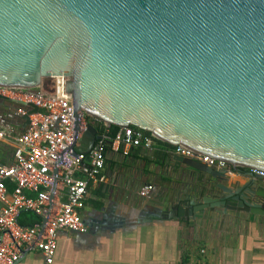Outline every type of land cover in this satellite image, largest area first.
I'll use <instances>...</instances> for the list:
<instances>
[{
    "label": "water",
    "instance_id": "95a60500",
    "mask_svg": "<svg viewBox=\"0 0 264 264\" xmlns=\"http://www.w3.org/2000/svg\"><path fill=\"white\" fill-rule=\"evenodd\" d=\"M56 75L70 78L76 124L53 171L50 205L66 154L90 155L103 138L86 116L136 126L236 171H264V0H0V86L53 93ZM29 106L21 130L47 112ZM176 158L199 180L161 200L166 217L219 208L264 216L260 175L229 187L226 169Z\"/></svg>",
    "mask_w": 264,
    "mask_h": 264
},
{
    "label": "crops",
    "instance_id": "0c3cea01",
    "mask_svg": "<svg viewBox=\"0 0 264 264\" xmlns=\"http://www.w3.org/2000/svg\"><path fill=\"white\" fill-rule=\"evenodd\" d=\"M9 107L0 101L1 110ZM158 147H133L126 155L118 141L107 145L104 169L90 184L81 211L88 231H60L53 264H183L184 256L188 264H264V216L252 220L219 208L191 219L166 217L161 200L187 194L199 179L195 169L177 160L174 149L164 156ZM16 150L14 141L1 139L0 165L12 164ZM227 175L229 187L250 179L239 171ZM145 184L154 186L150 197L140 195ZM7 187L12 201L14 184L7 181ZM65 199L60 184L50 213ZM17 264H45L44 255L28 247Z\"/></svg>",
    "mask_w": 264,
    "mask_h": 264
},
{
    "label": "built area",
    "instance_id": "2783aa9c",
    "mask_svg": "<svg viewBox=\"0 0 264 264\" xmlns=\"http://www.w3.org/2000/svg\"><path fill=\"white\" fill-rule=\"evenodd\" d=\"M69 79L67 75L54 76L53 93L40 88L0 86V96L5 104L10 105L6 110L0 109V140H12L17 146L14 162L0 165V264H17L28 247L39 248L45 264H53L59 247L60 231H88L81 211L90 184L99 180L105 166L108 144L104 137L97 141L90 155L74 157L69 152L66 154L68 161L61 166L58 183L66 199L48 217L54 168L60 156L69 150L75 140L76 116L72 95L67 91ZM31 103L47 112L31 114L30 123L21 130L17 126L24 122ZM116 141L126 155L133 147L143 146L152 150L156 145L153 135L147 136L132 126L123 127ZM174 152L218 169H226L229 173L236 171L225 160L183 146H175ZM239 172L258 174L264 182L263 170L241 168ZM7 181L14 184L12 201L7 198ZM153 190L152 184H145L140 189V195L150 197ZM27 191L35 196H29ZM26 210L38 214L42 222L33 226L22 225L19 217ZM46 217L48 221L43 228Z\"/></svg>",
    "mask_w": 264,
    "mask_h": 264
},
{
    "label": "trees",
    "instance_id": "16d2710c",
    "mask_svg": "<svg viewBox=\"0 0 264 264\" xmlns=\"http://www.w3.org/2000/svg\"><path fill=\"white\" fill-rule=\"evenodd\" d=\"M85 121L88 124H93L97 128L99 133L105 138L106 144H109L110 142H113L114 140H116L119 133L123 129L122 126L117 125V124L106 125L102 120L95 119L94 117H91V116H86ZM132 127H134L135 129H140V128L133 126V125H132ZM140 130L143 131L145 133V135L152 136L151 132L143 130V129H140ZM155 142L159 146L158 147L159 148L158 153L161 151L164 156H166V154L169 150H173L175 148L174 145L163 142V141L158 140L156 138H155ZM19 221L24 226H33L36 223L42 222L41 217L38 214H36L35 212L30 211V210L23 211L19 217ZM183 264H188L187 256H184Z\"/></svg>",
    "mask_w": 264,
    "mask_h": 264
},
{
    "label": "flooded vegetation",
    "instance_id": "af4514ba",
    "mask_svg": "<svg viewBox=\"0 0 264 264\" xmlns=\"http://www.w3.org/2000/svg\"><path fill=\"white\" fill-rule=\"evenodd\" d=\"M263 182V181H262Z\"/></svg>",
    "mask_w": 264,
    "mask_h": 264
}]
</instances>
